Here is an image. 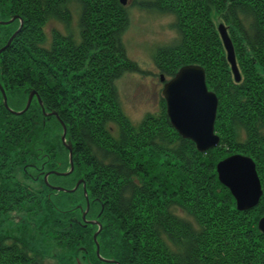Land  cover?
I'll return each instance as SVG.
<instances>
[{
  "label": "trees",
  "instance_id": "trees-1",
  "mask_svg": "<svg viewBox=\"0 0 264 264\" xmlns=\"http://www.w3.org/2000/svg\"><path fill=\"white\" fill-rule=\"evenodd\" d=\"M76 11V31L71 27ZM172 16L177 37L157 46L156 68L169 78L179 67L201 65L207 89L218 99L214 131L219 144L199 152L159 107L133 122L118 98L116 79L141 73L127 56L123 33L129 10ZM0 214L29 205L36 227L65 252H83L87 264H264V0H0ZM63 24L65 32L49 28ZM222 21L234 46L241 79L231 73L216 25ZM72 143L69 168L61 124ZM250 155L262 196L238 210L216 162L235 153ZM21 175V178L19 176ZM34 180L32 185L26 180ZM114 259L107 263L96 256ZM46 228V231L42 229ZM0 232V264H43L32 234ZM77 264H81L77 259Z\"/></svg>",
  "mask_w": 264,
  "mask_h": 264
},
{
  "label": "water",
  "instance_id": "water-1",
  "mask_svg": "<svg viewBox=\"0 0 264 264\" xmlns=\"http://www.w3.org/2000/svg\"><path fill=\"white\" fill-rule=\"evenodd\" d=\"M126 2L127 0H120V3L122 4H126ZM14 18H17V15H13V17L7 20L0 21V24H9L13 22ZM19 21L20 23L14 30V33L7 39L4 46L0 47V53L10 45L11 40L23 25V21L20 18ZM216 23L217 32L220 35L222 45H224L232 76L234 77V80L238 82L241 79V76L236 64L234 46L228 34L227 26L222 21ZM159 80L163 82L161 93L165 102V112H167L169 122L177 133L180 134L181 137L189 139L196 145V149L202 153L218 145L219 135L214 131V120L217 113L218 99L213 90L211 91L207 89L204 68L201 65L189 63L180 66L179 70L176 71L173 76L169 77L168 80H165L163 74L160 73ZM0 91L4 107L8 108L9 111L14 114L18 115L25 112L34 96L37 98L43 112H45L41 97L38 96L35 90H30L28 92L25 106L23 109L17 111L8 106L7 97L1 84ZM51 113L58 118L61 128H63L60 139L69 151V168L64 170V172L57 170L47 171L44 174L43 179L52 189L71 192L79 185V180H77L73 188H63L59 185H50L47 182L49 174L56 173L64 176L71 173L74 166L72 160V143L69 138H66L67 127L63 120L58 117L57 112L50 111L45 114L48 115ZM215 165L219 181L223 186L229 188L231 195L235 199V207H237L238 210H249L258 204L260 197L262 196V185L260 184L259 176L256 173V164L250 155L237 152L220 159ZM83 192L87 206L82 212V220L86 224L90 223L98 226L97 230L92 234L96 246V256L107 263H116V260L114 259H107L99 255L97 234L101 230L102 224L97 220L85 218L89 203L84 186ZM257 228L261 233H264V214L261 215V218L258 220Z\"/></svg>",
  "mask_w": 264,
  "mask_h": 264
},
{
  "label": "rangeland",
  "instance_id": "rangeland-1",
  "mask_svg": "<svg viewBox=\"0 0 264 264\" xmlns=\"http://www.w3.org/2000/svg\"><path fill=\"white\" fill-rule=\"evenodd\" d=\"M129 2L130 0H127V5ZM69 8L72 12L71 27L75 32L77 14L73 2L69 4ZM129 16L128 26L122 37L124 46L127 56L136 61L144 73H125L115 82L124 113L133 122H137L148 111L154 112L158 109L159 96L162 95V82L159 80L160 70L156 68L152 54L157 46L171 43L177 37V33L170 25L173 18L168 14L143 12L132 6ZM51 27L65 32L63 24L58 21L50 22L47 25V33ZM25 180L33 186L38 185L34 180ZM28 208L29 205H26L22 210L14 209L0 214V232H13L19 235L21 231L25 230L26 238H29V233L32 234V238H34L32 246L43 259V264H77V259L81 264H87L82 251L65 252L57 246L56 242L45 237L40 228L35 226L40 216L34 211H28ZM42 230L46 231L47 229Z\"/></svg>",
  "mask_w": 264,
  "mask_h": 264
},
{
  "label": "flooded vegetation",
  "instance_id": "flooded-vegetation-1",
  "mask_svg": "<svg viewBox=\"0 0 264 264\" xmlns=\"http://www.w3.org/2000/svg\"><path fill=\"white\" fill-rule=\"evenodd\" d=\"M165 78V77H164ZM165 80H168L167 78H165ZM163 83V82H162Z\"/></svg>",
  "mask_w": 264,
  "mask_h": 264
}]
</instances>
